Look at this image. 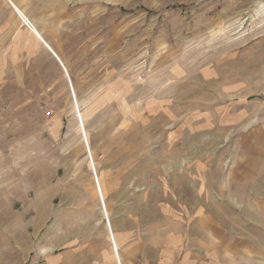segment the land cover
I'll return each mask as SVG.
<instances>
[{"label": "rangeland", "instance_id": "obj_1", "mask_svg": "<svg viewBox=\"0 0 264 264\" xmlns=\"http://www.w3.org/2000/svg\"><path fill=\"white\" fill-rule=\"evenodd\" d=\"M261 127L264 0H0V264H264Z\"/></svg>", "mask_w": 264, "mask_h": 264}, {"label": "crops", "instance_id": "obj_2", "mask_svg": "<svg viewBox=\"0 0 264 264\" xmlns=\"http://www.w3.org/2000/svg\"><path fill=\"white\" fill-rule=\"evenodd\" d=\"M87 66L89 67L94 65L91 64ZM68 69L70 70V68ZM91 69L93 68H88L86 73L91 71ZM261 128L262 129L252 131L247 137L244 136L241 141V146L245 147L248 152L246 163L249 172H237L240 176H244V174H246V176L248 174H255L256 176L261 175L262 173L258 172L261 166L264 168V127ZM262 177L264 178V174H262ZM257 200H260V196ZM246 239L247 238H244V236L241 235L233 237V234L228 235L227 233H224L223 246L209 250L208 256L211 257V255H213L217 264H241L239 261L243 260V257L246 256V251L242 248L244 245L243 242L246 241ZM235 241H239V244ZM187 254L189 255L187 256L191 260V264H205L204 257H202V255L198 256V250H190ZM197 259L199 260V263Z\"/></svg>", "mask_w": 264, "mask_h": 264}]
</instances>
